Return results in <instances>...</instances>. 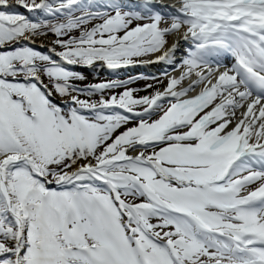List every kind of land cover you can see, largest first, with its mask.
I'll return each mask as SVG.
<instances>
[{
  "label": "snow or ice",
  "instance_id": "6c2138e0",
  "mask_svg": "<svg viewBox=\"0 0 264 264\" xmlns=\"http://www.w3.org/2000/svg\"><path fill=\"white\" fill-rule=\"evenodd\" d=\"M0 264H264V0H0Z\"/></svg>",
  "mask_w": 264,
  "mask_h": 264
},
{
  "label": "rangeland",
  "instance_id": "374dc122",
  "mask_svg": "<svg viewBox=\"0 0 264 264\" xmlns=\"http://www.w3.org/2000/svg\"><path fill=\"white\" fill-rule=\"evenodd\" d=\"M85 75H87L91 81L93 80V76H94L93 73L86 72ZM100 77H101V76H100ZM101 78H103V77H101Z\"/></svg>",
  "mask_w": 264,
  "mask_h": 264
},
{
  "label": "bare ground",
  "instance_id": "6f19581e",
  "mask_svg": "<svg viewBox=\"0 0 264 264\" xmlns=\"http://www.w3.org/2000/svg\"><path fill=\"white\" fill-rule=\"evenodd\" d=\"M90 72V71H89ZM91 73V72H90ZM102 74V73H101ZM104 74V73H103Z\"/></svg>",
  "mask_w": 264,
  "mask_h": 264
}]
</instances>
